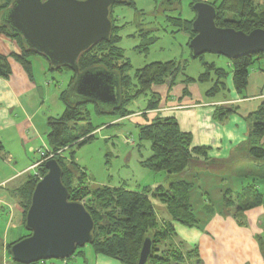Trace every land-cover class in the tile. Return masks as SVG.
Listing matches in <instances>:
<instances>
[{
    "label": "trees",
    "instance_id": "obj_1",
    "mask_svg": "<svg viewBox=\"0 0 264 264\" xmlns=\"http://www.w3.org/2000/svg\"><path fill=\"white\" fill-rule=\"evenodd\" d=\"M174 0H164L171 10L177 9ZM176 3L178 0H175ZM199 0H190L192 5ZM12 0H0V15ZM215 6L217 14L215 23L219 27H232L244 32L254 28H264V10L257 8L253 0H214L209 2ZM115 4L134 6V0H121ZM175 4V5H173ZM113 7V5H112ZM111 7V12H112ZM195 16V12H194ZM190 20L172 17V23L176 31H189L188 41L195 35L191 30ZM113 22L112 33L108 40H102L92 45L78 59L80 70L92 66H102L118 72L120 77L121 102L119 107L111 111H104L92 102L70 103L66 99V91L73 83L75 73L68 67H52L48 62V69L66 68L72 72L69 87L60 93L64 104V110L59 117L47 119L46 140L48 149L44 150L43 157L55 158L62 168V182L66 186L69 199L84 204L94 220L93 240L89 244L96 254L105 255L118 260L121 264H137L139 251L143 240L150 237L152 241L151 254L146 264H171L181 259V254L175 247L166 244L161 250L159 244L165 242L172 234V222L191 226L194 223L192 206L189 203L188 192L191 184L186 183L182 175L187 171H208L220 175H241L238 165L241 163L254 164L256 174H243L244 178L252 176L253 180L244 183L238 192L224 193V212L232 213L242 217L245 210L256 206L264 208V194L256 188V181L264 180V101L257 109L245 116L247 120L246 138L238 145L232 147L225 158H213L208 156L209 147L193 146L191 136L188 132L180 130L174 117L154 118L151 121L136 125L138 145L144 141L149 142L150 155L140 161V164L153 172H165L169 179L167 185L142 187L139 190H128L123 186L111 187L105 185L90 186L87 182L86 173L81 170L74 161V152L69 150L68 158L55 152L66 150L74 145H81L95 137V131L105 126V123L93 124L91 122V110L87 107L92 104L95 115H110L113 120L127 117L134 111L127 106L141 95H149L144 111L157 108L160 97L151 91L156 85L168 84L172 86L178 81L184 84L193 82L206 83L208 87L206 96L228 99L230 91L227 78L230 71L218 67L214 61H204L206 54H201L193 59H199L202 71L196 76H190L185 72V66L169 60L166 62H153L136 69L133 75L128 74L129 63L124 61L123 51L118 46L120 37L117 34L119 27ZM0 33L14 38L20 53L0 54V76L8 78L11 68L8 57L21 65L23 70L32 76V58L38 54L27 49L19 35L8 30L0 23ZM154 38L150 40L153 42ZM188 45V42H187ZM221 57L222 55L212 54ZM263 53L241 56L236 59H228L231 67V81L235 91L243 98L247 97L244 90L248 85L249 69L254 59ZM40 56V55H38ZM238 106L233 104L220 105L216 108L214 118L223 121L229 115L238 111ZM37 166L40 175L45 172L44 162ZM174 175V176H173ZM173 176V179L170 177ZM38 177L29 173L24 185L19 189L20 201L23 207V224L25 213L30 203V196ZM150 198L156 199L165 205L168 219H159ZM208 214H213L215 209L209 203L202 207ZM25 227V226H24ZM26 233L6 246L8 255L12 243L29 234ZM78 248V247H77ZM77 248L74 252H76ZM74 254V253H73ZM192 253L189 252L188 255ZM36 261L29 264H39ZM17 263V262H16ZM201 262L199 261V264ZM21 264V263H18Z\"/></svg>",
    "mask_w": 264,
    "mask_h": 264
},
{
    "label": "crops",
    "instance_id": "obj_2",
    "mask_svg": "<svg viewBox=\"0 0 264 264\" xmlns=\"http://www.w3.org/2000/svg\"><path fill=\"white\" fill-rule=\"evenodd\" d=\"M253 1L258 9L264 10V0ZM150 3L152 7H156L158 0H151ZM10 53L19 54L20 48L13 38L0 33V54ZM263 55L264 53L254 59L250 69ZM8 62L11 74L8 78L0 76V264H18L8 255L6 246L26 233L19 189L24 185L29 173L33 172L31 167L39 159L42 144L46 142V149L49 148L47 131L44 142L39 128L45 122L47 126V119L54 116L44 110V106L46 103L51 106V99H56L55 105L60 102L63 104L60 93L69 87L72 75L65 89L50 93V89L45 90V86L51 84L50 81L46 79L41 83L35 80L33 62L31 77L11 57H8ZM217 66L227 67L230 71L227 78L230 91L228 99L206 96V83L184 84L178 81L172 86L167 83L156 85L151 91L160 97L157 108L148 111L139 108L127 117L117 119L118 122L128 121L136 127L154 118L174 117L180 130L190 134L193 146L209 147V157H227L232 147L245 140V116L255 111L264 101V87L257 86L258 92L252 93L249 69L248 85L244 90L247 97L243 98L232 85V67L229 60L227 59L225 66ZM41 69L48 70V65L42 66ZM256 75L264 83V70H258ZM223 104H233L239 108L223 121H218L214 118V113L216 108ZM100 129L97 131L100 132ZM101 138L105 139L104 135ZM253 165H238L241 175H220L191 170L183 173V180L191 184L188 199L192 206L194 223L187 226L172 222V234L165 242L159 244L161 250L165 249L166 244H170L180 252L181 259L171 264H195L196 260L200 261V264H264L263 206L245 210L240 217L225 213L223 204L225 191L238 192L244 183L253 180L252 176L243 177V174H256ZM160 184L167 185V182L155 180L142 187L155 188ZM125 188L139 190L138 187ZM256 188L264 194V180L256 181ZM150 201L158 218L168 219L165 205L153 198H150ZM206 203L215 209L213 214H208L202 208ZM86 245L88 249L82 246L77 255L68 259L44 260L39 264H121L118 260L96 254L89 244ZM189 252L192 254L188 255Z\"/></svg>",
    "mask_w": 264,
    "mask_h": 264
},
{
    "label": "water",
    "instance_id": "obj_3",
    "mask_svg": "<svg viewBox=\"0 0 264 264\" xmlns=\"http://www.w3.org/2000/svg\"><path fill=\"white\" fill-rule=\"evenodd\" d=\"M121 0H12L0 15V23L22 38L25 47L42 56L52 67H68L75 73L66 91L70 103L92 102L104 111L119 107L120 77L102 66L80 70L79 57L95 43L108 40L113 22L111 7ZM195 12L188 41L192 57L212 53L228 59L264 53V28L244 32L215 23L217 10L209 2L193 3ZM25 213L29 234L11 244L10 257L29 264L66 259L77 247L93 240L94 220L84 204L69 199L62 182V168L55 158L44 162ZM152 241L146 237L137 264H146ZM195 264H199L196 260Z\"/></svg>",
    "mask_w": 264,
    "mask_h": 264
},
{
    "label": "rangeland",
    "instance_id": "obj_4",
    "mask_svg": "<svg viewBox=\"0 0 264 264\" xmlns=\"http://www.w3.org/2000/svg\"><path fill=\"white\" fill-rule=\"evenodd\" d=\"M162 1L158 0L156 7L150 5L151 0H134V6L114 4L112 7L114 23L119 27L118 46L123 51V60L130 65L128 74L133 75L136 69L153 62L174 60L185 66L188 75L196 76L202 71V65L199 59L192 58L191 49L187 45L189 31H176L170 19L172 17L192 19L194 12L190 8V0H178L177 3L174 0L173 2L177 4L176 10L169 9L165 3L161 4ZM153 38L154 41L150 42ZM202 59L216 61L220 66L227 64L226 58L212 56L209 53H206ZM32 62L35 80L42 83L47 79L51 82L49 86H45V90L50 89V93H56L67 87L68 79L72 75L71 71L66 68L43 71L41 68L46 67L47 61L42 56H34ZM225 69L228 70L227 67ZM258 70H264V55L250 69V87L253 94L258 92L257 86L264 87V83L256 75ZM148 96V94L141 95L129 103L127 108L132 111L143 108ZM50 101L53 104L49 106L46 103L44 110H48L51 116H61L64 105L61 102L55 105L56 99ZM87 107L91 110V122L96 125L105 123V126L100 132L97 129L95 137L84 144L59 150L55 154L68 158L69 150L73 151L74 161L86 173V182L90 186L107 185L141 189L142 186L155 180L168 181L169 177L165 172H153L140 164L141 160L149 156L150 144L144 141L140 147L137 146V128L133 123L118 122L110 115H95L91 103H88ZM39 129L45 142L46 122ZM102 135L105 139L101 138ZM45 143L41 146L42 150L47 148ZM39 155L38 160L43 158L40 153ZM37 175H40V171ZM173 176L170 178L173 179ZM83 247L88 249V245ZM83 247H78L70 257L77 255Z\"/></svg>",
    "mask_w": 264,
    "mask_h": 264
},
{
    "label": "built area",
    "instance_id": "obj_5",
    "mask_svg": "<svg viewBox=\"0 0 264 264\" xmlns=\"http://www.w3.org/2000/svg\"><path fill=\"white\" fill-rule=\"evenodd\" d=\"M39 153L42 155H44V150L40 149L39 150ZM45 160V158L43 157L42 159L40 160H37L33 166L31 167L33 169V173L38 177V179L41 177V175H37L38 174V171L36 170L37 169V166H39L43 161Z\"/></svg>",
    "mask_w": 264,
    "mask_h": 264
}]
</instances>
